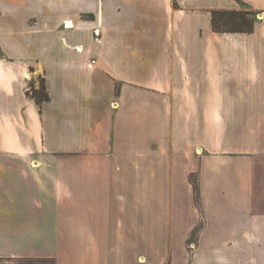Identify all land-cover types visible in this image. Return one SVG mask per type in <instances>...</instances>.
I'll return each mask as SVG.
<instances>
[{
  "label": "crops",
  "instance_id": "0c3cea01",
  "mask_svg": "<svg viewBox=\"0 0 264 264\" xmlns=\"http://www.w3.org/2000/svg\"><path fill=\"white\" fill-rule=\"evenodd\" d=\"M241 6L252 32L213 30ZM191 237L264 242V0H0V257L165 264Z\"/></svg>",
  "mask_w": 264,
  "mask_h": 264
},
{
  "label": "rangeland",
  "instance_id": "374dc122",
  "mask_svg": "<svg viewBox=\"0 0 264 264\" xmlns=\"http://www.w3.org/2000/svg\"><path fill=\"white\" fill-rule=\"evenodd\" d=\"M240 9H248L241 6ZM253 17L256 18L257 12L253 11ZM40 77H38V86L36 82L35 88L40 86ZM33 83V82H32ZM187 180L192 185L199 183L196 172H191L187 176ZM183 220H187L183 217ZM198 224L193 227V231H200L204 228V221L202 216L197 218ZM187 222V221H186ZM184 225V224H183ZM18 225L15 226L16 229ZM187 227V225H185ZM27 233H29L27 231ZM194 236V235H193ZM27 247L28 251L44 249L47 245V239L38 238L35 242L31 240L22 241ZM154 242V241H153ZM176 241L168 240L167 244H172ZM246 244L245 250H240L241 246ZM151 246H154L153 244ZM182 250L179 256H176V262L172 261V256L168 255L165 264H264V242L255 240H219V239H195L187 238L181 241ZM243 247V246H242ZM0 264H54L50 257L19 255L0 257Z\"/></svg>",
  "mask_w": 264,
  "mask_h": 264
},
{
  "label": "trees",
  "instance_id": "16d2710c",
  "mask_svg": "<svg viewBox=\"0 0 264 264\" xmlns=\"http://www.w3.org/2000/svg\"><path fill=\"white\" fill-rule=\"evenodd\" d=\"M250 9H214L211 11V26L217 32H252L255 18ZM40 87L37 89L32 82L26 94L41 103L48 98L43 77H40Z\"/></svg>",
  "mask_w": 264,
  "mask_h": 264
},
{
  "label": "built area",
  "instance_id": "2783aa9c",
  "mask_svg": "<svg viewBox=\"0 0 264 264\" xmlns=\"http://www.w3.org/2000/svg\"><path fill=\"white\" fill-rule=\"evenodd\" d=\"M64 27L67 28L66 24H64ZM69 27V26H68ZM27 88L29 89V85L27 86Z\"/></svg>",
  "mask_w": 264,
  "mask_h": 264
},
{
  "label": "bare ground",
  "instance_id": "6f19581e",
  "mask_svg": "<svg viewBox=\"0 0 264 264\" xmlns=\"http://www.w3.org/2000/svg\"><path fill=\"white\" fill-rule=\"evenodd\" d=\"M69 25L68 23L66 24V26Z\"/></svg>",
  "mask_w": 264,
  "mask_h": 264
}]
</instances>
